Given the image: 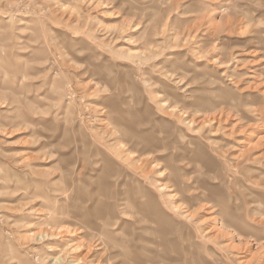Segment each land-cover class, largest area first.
Instances as JSON below:
<instances>
[{"label":"rangeland","instance_id":"374dc122","mask_svg":"<svg viewBox=\"0 0 264 264\" xmlns=\"http://www.w3.org/2000/svg\"><path fill=\"white\" fill-rule=\"evenodd\" d=\"M0 264H264V0H0Z\"/></svg>","mask_w":264,"mask_h":264},{"label":"bare ground","instance_id":"6f19581e","mask_svg":"<svg viewBox=\"0 0 264 264\" xmlns=\"http://www.w3.org/2000/svg\"><path fill=\"white\" fill-rule=\"evenodd\" d=\"M97 236H99V234H97ZM96 238V235H95ZM98 246H100V248L102 250H108L110 248H112V243H109V240L107 239L106 236L100 235L99 240H98Z\"/></svg>","mask_w":264,"mask_h":264}]
</instances>
